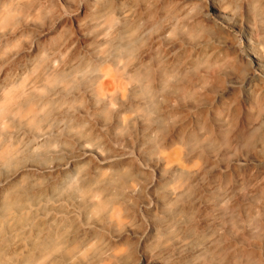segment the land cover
Masks as SVG:
<instances>
[{
  "label": "clouds",
  "instance_id": "1",
  "mask_svg": "<svg viewBox=\"0 0 264 264\" xmlns=\"http://www.w3.org/2000/svg\"><path fill=\"white\" fill-rule=\"evenodd\" d=\"M238 26L264 52V0H0V264H264Z\"/></svg>",
  "mask_w": 264,
  "mask_h": 264
},
{
  "label": "bare ground",
  "instance_id": "2",
  "mask_svg": "<svg viewBox=\"0 0 264 264\" xmlns=\"http://www.w3.org/2000/svg\"><path fill=\"white\" fill-rule=\"evenodd\" d=\"M64 3H66V0H63ZM79 15L82 17L84 15V10L81 9ZM67 25L69 24V27H71L73 30L77 29L79 27V20L76 16H73L71 19L67 21H61V25ZM58 26V27H59ZM68 26V25H67ZM259 39L255 35L254 32H252L251 29L245 27V26H238L232 30V33L228 39V47L229 50H236L239 51L241 47L249 48L250 52V58L251 63L256 65L259 64L261 66H264V52H261L258 45H259ZM115 84L110 85V90L115 89Z\"/></svg>",
  "mask_w": 264,
  "mask_h": 264
},
{
  "label": "rangeland",
  "instance_id": "3",
  "mask_svg": "<svg viewBox=\"0 0 264 264\" xmlns=\"http://www.w3.org/2000/svg\"><path fill=\"white\" fill-rule=\"evenodd\" d=\"M62 3H64V1L62 0ZM72 18V17H71ZM70 18V19H71ZM68 20H69V18H65V20L64 21H67L68 22ZM68 25V27H69V24H67ZM70 29H72L71 27H69Z\"/></svg>",
  "mask_w": 264,
  "mask_h": 264
}]
</instances>
